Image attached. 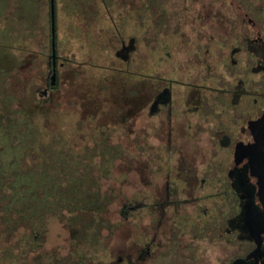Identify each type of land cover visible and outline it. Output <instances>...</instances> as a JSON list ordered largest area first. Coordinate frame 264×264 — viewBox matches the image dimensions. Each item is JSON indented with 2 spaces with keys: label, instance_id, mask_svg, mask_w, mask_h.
I'll list each match as a JSON object with an SVG mask.
<instances>
[{
  "label": "flooded vegetation",
  "instance_id": "af4514ba",
  "mask_svg": "<svg viewBox=\"0 0 264 264\" xmlns=\"http://www.w3.org/2000/svg\"><path fill=\"white\" fill-rule=\"evenodd\" d=\"M124 1L101 3L109 13L110 6L113 11L122 9ZM128 1L134 23L129 38L123 37L112 14L105 34L114 57L125 65L135 62V67L118 70L116 78L84 79L80 89L72 85L67 102L77 118L71 128L74 135L63 143L57 141L59 146L53 143L56 151L62 144L81 149L78 157L88 165L84 150L90 134L97 133L105 165L113 159L114 163L124 150L134 166L133 174H120L110 189H101L100 177L106 176H98V190L106 201L101 212L109 224L93 233L101 252L92 251L94 246L86 239L74 248L72 228L57 215L43 218L35 203L23 207L24 216L16 225L20 254L15 262L264 264V0ZM54 11L57 32L56 0ZM7 16L4 23L9 24ZM140 44L152 46L147 49L150 61L139 58ZM10 52L6 48L2 57L7 64L0 79L3 92L10 89L9 76L25 68V52L18 56ZM156 53L160 56L154 58ZM50 54L42 91L28 99L13 98L10 105L17 112L26 107L23 114L30 119L13 133V146L19 147L18 134L28 129L29 122L30 130L39 135L35 115H42L45 129L58 130L54 122L60 70L69 60L56 52L52 86ZM10 60L14 66H9ZM121 74L129 75V98H122ZM105 84L110 86L107 90ZM23 87L27 90L26 84ZM9 97L0 94L5 122L13 114L8 112ZM3 125L9 133L8 124ZM122 130L129 135L123 137ZM114 133L120 134L123 147H108ZM111 149L119 152L116 158L106 152ZM26 154L30 161H14V169L28 172L33 164V172L40 176V161H31L30 151ZM84 181L89 185V179ZM40 191L37 184L35 192ZM57 221L68 234L66 255L44 250L53 232L49 224ZM6 228L11 229V224L0 222V260L8 256L12 240L4 233ZM80 245L82 257L76 258ZM0 264L9 261L5 258Z\"/></svg>",
  "mask_w": 264,
  "mask_h": 264
},
{
  "label": "rangeland",
  "instance_id": "374dc122",
  "mask_svg": "<svg viewBox=\"0 0 264 264\" xmlns=\"http://www.w3.org/2000/svg\"><path fill=\"white\" fill-rule=\"evenodd\" d=\"M19 4L18 1H13V8H10L9 6L5 15H9V11H12V15L17 14L20 7ZM34 5L35 8L40 11L38 17L36 15V19L34 17L31 18V20L35 19V21L29 26L30 29L27 28L28 26L26 23H22L27 21L26 18L23 17L24 19L22 18L20 20L16 15L15 18H11L10 28L8 23H3L5 28H1L6 35V39L7 35H12L14 39L16 38L10 46L12 47L10 49L12 54L14 51L13 55L18 56L25 52L23 53L25 57L24 70L20 71V73L16 71L14 75L11 77L9 76V91L3 92L0 90V94L9 93L15 101H19L18 99L23 96H26V99L34 97L38 89H43L46 75L49 70L47 59L50 54L49 0H35ZM130 7V1L126 0L124 1L122 9L117 8L113 11L114 8L112 9V6H110L108 13L107 11H104L101 0H56V52L58 51L61 56L66 57L69 60V64L60 70L61 82L60 90L58 91V114L56 117L57 120L55 119L56 122H54L58 124V130L54 131L52 126L45 129L42 115H35L32 117L34 126H36L39 131L38 137L44 134L41 138L42 144L46 143L47 145L50 142V144L55 143L56 146H59L57 141L62 140L60 143H63V141H66L68 138L70 139L74 135L71 128L76 125L75 122L77 121V118L74 116V112H71V108L68 107L67 102V100L71 98L70 92L72 85H77L80 89L81 82L84 79H100L104 77V75H111V73H109L110 71L115 72L116 75L118 70L126 71L127 69L129 70L131 66H134L135 62L125 65L114 57L112 53V45L107 40L105 34V31L111 26L108 14H112V21L118 25L117 27L119 28V31H121L123 37H125V39L129 38L134 30V23L129 16ZM7 18L8 16L6 19ZM139 24L142 25V22L139 21ZM141 29L143 30L144 27ZM6 43L7 46H9L8 39L6 40ZM142 47L139 46V58L143 59L145 62L150 61L152 55L147 52V49L150 47L152 48V46L147 47V45L144 44ZM159 56V53L153 55L154 58ZM140 59H138V61H140ZM139 71H142L143 73L149 72L146 69ZM23 84H26L27 90H25ZM36 96H39V93ZM14 110L16 109L14 108ZM2 123L5 124V118L2 120ZM51 134H53L54 137H52ZM127 134L129 135L127 131L125 132V130H122L123 137L127 136ZM98 136L97 133L90 134L88 149L85 148V153H87V150H92V153H95L96 148L100 150L101 144L97 138ZM117 139L118 141L120 140V143L117 142ZM122 141L123 139H121L120 134L114 133L112 134V139L109 140L110 145H108V147L111 145L123 147L124 144ZM8 143L15 144V141L13 139H8L6 143L7 147ZM5 149L4 143L3 145H0V152L2 154L3 152L5 153ZM108 151L114 155L119 154V152L115 153L114 149ZM6 152L9 156H5L2 160L8 162L11 159L12 153L9 150H6ZM77 153L78 155H81V149H79ZM124 153V150L120 151V156L118 158H116L117 155H115L116 161L114 163V159L110 161V166L104 165L106 168L101 167L102 172H104L105 169V173L111 174L104 178L100 177L102 180L101 189L113 188L117 183L116 180H118L120 174L127 173L128 175H131L134 173V166ZM90 156L87 159L85 156V161L89 160ZM102 159L103 155L98 158H92L90 161H103ZM26 161L30 160L27 158ZM96 170L99 172L98 168L95 169V171ZM97 172L94 175L98 177L100 174ZM49 229L53 232H51L46 239L47 241L44 250L53 249L56 253L66 255L69 244L66 230L58 221L49 224ZM92 251H96L97 253L101 252L100 245L94 246ZM223 253L228 255L225 250H223ZM184 264L187 263L184 262Z\"/></svg>",
  "mask_w": 264,
  "mask_h": 264
},
{
  "label": "trees",
  "instance_id": "16d2710c",
  "mask_svg": "<svg viewBox=\"0 0 264 264\" xmlns=\"http://www.w3.org/2000/svg\"><path fill=\"white\" fill-rule=\"evenodd\" d=\"M13 1H18L20 3L18 13L15 15L20 20L23 17L26 18L27 21L22 23H26L28 29H30L29 26L35 21L36 15L38 17L40 11L35 8V0H0V79L4 76L2 75L3 66H7L2 57L6 48L11 49L12 47L10 46L13 44V40L16 39H14L12 35H7V39L9 40V46H7L6 35L1 30V28H5L3 26L4 16L9 6L13 8ZM49 7L50 6H48V13ZM11 13L12 11H9V28L11 26V18H15V15ZM32 17L35 19L31 20ZM11 60L9 66H14L11 64ZM11 71L12 69H10V72ZM116 75L114 72L111 73V75H104V77L116 78ZM121 77H123L120 87L122 98H129L131 95L129 75L127 74L124 76L121 74ZM105 87L107 90L110 86L105 84ZM13 100V97H9L8 112L11 111L13 114H11V117L7 118L5 122L6 125L8 124L7 131H9V133H6L4 130L5 128L2 123L4 118L0 115V145L4 143V147L6 148L5 153L3 152L2 154L0 152V222L10 223L12 227L11 229H4V233L7 236H12L7 250L8 256L5 258L8 259L9 264H18V262H15V256L16 254H20L18 246L20 243L17 238L18 234L14 233V231H17L18 227L16 225L24 216L22 213L23 207L35 205V203L41 208L43 218L45 216L57 215L69 225V228H72L74 248L77 247L76 243L82 239H86L87 242L93 246L99 244L98 239L93 237V233L101 228H108L109 224L107 220L103 218L101 212L102 206L106 201L98 190L99 179L94 174L97 172V170L95 171L97 168L99 170L97 173L100 174V176H107L108 173H105V169L104 172L101 171V167L106 168L103 161H90V159L101 157L102 151L98 148H96L95 153H92V150H87L85 155L86 159L91 155L89 160H87V165V163L83 164L82 161L84 160L79 159L78 150L68 148L66 144H62L57 151L50 142L47 145L46 143L41 144V149H39L40 143L37 138L38 134L30 130L33 126L32 122L26 125L28 129L23 133H17L18 141L20 142L19 147L13 146L14 144L12 143H8L7 147V140L11 139L14 135L13 133L24 125L23 123L30 120L26 117V114H23L25 113L24 109H27L26 107L20 109L19 112L10 107ZM16 113H18L17 117L15 116ZM20 114H22V116ZM42 136H44V134H42ZM42 136H40V139ZM6 150L12 153V155L10 154L11 159L8 162L2 160L5 156H9ZM27 151L31 153L29 157L31 161H40L42 168L40 176H36L33 172V164L28 172L26 169L25 172L19 173V170L14 169L16 164L14 161H26ZM39 152H41L40 155ZM106 152H108V150H106ZM23 156L25 157L24 159L22 158ZM87 179H89V185L84 181ZM37 184L40 185L41 189L38 194L35 192ZM92 238L94 239L93 241ZM89 247L88 245V249H90ZM16 249L17 253L15 251ZM1 252L2 246L0 247V253ZM75 255L76 258L77 255L82 257V245L79 246ZM4 259L0 261L2 262ZM82 261L83 259H77L75 264H83ZM57 264H60L59 261Z\"/></svg>",
  "mask_w": 264,
  "mask_h": 264
},
{
  "label": "water",
  "instance_id": "95a60500",
  "mask_svg": "<svg viewBox=\"0 0 264 264\" xmlns=\"http://www.w3.org/2000/svg\"><path fill=\"white\" fill-rule=\"evenodd\" d=\"M50 30H51V54L52 75L50 77L51 85L53 86L56 80L55 61H56V33H55V11L54 0H50Z\"/></svg>",
  "mask_w": 264,
  "mask_h": 264
}]
</instances>
